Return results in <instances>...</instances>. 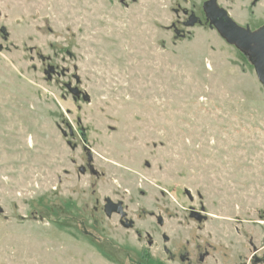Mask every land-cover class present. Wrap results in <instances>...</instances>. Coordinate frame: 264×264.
Segmentation results:
<instances>
[{"label":"rangeland","instance_id":"obj_1","mask_svg":"<svg viewBox=\"0 0 264 264\" xmlns=\"http://www.w3.org/2000/svg\"><path fill=\"white\" fill-rule=\"evenodd\" d=\"M206 1L0 0V264H264V84Z\"/></svg>","mask_w":264,"mask_h":264},{"label":"water","instance_id":"obj_2","mask_svg":"<svg viewBox=\"0 0 264 264\" xmlns=\"http://www.w3.org/2000/svg\"><path fill=\"white\" fill-rule=\"evenodd\" d=\"M217 1L218 0H207L204 3V9L211 26L215 27L220 34L228 40V42L237 45L241 49L247 50L251 54L258 79L264 84V26L254 31L251 30L250 27L242 26L230 16L227 9L219 6ZM197 22H201V19L195 14V12H192L189 19L185 22V25L194 26ZM175 31L176 35L180 34L178 29H175ZM182 34L185 35V33ZM50 70H55V68L51 66ZM70 90L73 94H79V88L77 87H71ZM83 98L89 99V96L84 94ZM81 135L84 142H86V133L81 131ZM91 156L92 154L90 152L89 157ZM81 169L85 170L84 167ZM120 204L121 203L114 204L113 208H116V210H119L122 214H124L119 207ZM108 205L107 212L111 214L112 210ZM126 225L128 226L131 224Z\"/></svg>","mask_w":264,"mask_h":264},{"label":"flooded vegetation","instance_id":"obj_3","mask_svg":"<svg viewBox=\"0 0 264 264\" xmlns=\"http://www.w3.org/2000/svg\"><path fill=\"white\" fill-rule=\"evenodd\" d=\"M184 12H185L186 15L188 14V11H187V10H185ZM191 13H192V12H191ZM191 13H190V14H191ZM190 14L188 15L187 19L184 20V22H183L184 25H185V22L189 19ZM242 26H244V27H250V29L254 31V30H257L258 28L264 26V24L261 25V26H259V27H257V28H252V27L249 26V25H242ZM172 28H173L174 31H175V29H178V30L180 31V34H179V35H176V37H184V36H185V35L182 34V33H185V30L179 28L175 23L172 25ZM175 33H176V31H175ZM242 50H243L244 53H247V54L249 55L250 60H251V62L253 63L254 69H255V71H256V68H255L254 62L252 61L251 54H250L247 50H245V49H242ZM51 71L54 72L55 70H51ZM256 74H257V71H256ZM67 87H68V89L70 90L71 87H73V86H71V84H69ZM70 91H71V90H70ZM79 95H80V90H79V94H78V95L74 94V96H76V97H78ZM81 131H83V130H81ZM81 131H80V135H81ZM81 136H82V135H81ZM82 138H83V137H82ZM86 147H87V146H86ZM88 160H89V161H92V160H93V155H92L91 157H89V154H88ZM82 167H84L85 170H82V169H81ZM79 170H80L81 173H85L87 170H90L93 174H97V172H98L93 166H85V165L80 166ZM191 199H193V198H191ZM109 203H111V204H109ZM112 203H114V204H119V203H121L119 207H120L121 211L124 212V214H122L119 210H116V208H113V207H114V204H112ZM108 204H109V205H108ZM107 205H108L109 208H111V210H112L111 214H109V213L107 212ZM126 209H127V208H126V206H125V203H124L122 200H116V201H115V200H113V199H111V198H106V202H105V204H104V210H105L106 215L110 217V216H113L114 214H116V215L119 217V223H120V225H122V226L125 227V228H133V227L135 226V221H134L133 218H131V217L128 216V213H127V210H126ZM191 216H192V218H194V220H199V221H200V220H204V219H206V217L203 216V215H202L199 211H197V210H192V211H191ZM157 221H158L159 224L162 225L163 222H164L163 216H162V215H158V217H157ZM126 224H131V225H128V226H127ZM162 238L165 240V244H164V246H163V250H164V252H165L168 256H170V255H171V251H170V249L168 248V246L166 245V243L170 240V238H169V236H168L167 234H165V233L162 234ZM256 250H257V249H256ZM256 250H255V251H256ZM209 253H210V252L207 250L206 254L203 253L202 255H200V256L198 257L199 262H203V261H205V260L207 259V257L210 256ZM180 257H181V260H184V259L189 260V257H187V256H183V255H181ZM183 258H184V259H183ZM252 260H253V262L250 260L248 264H253V263L259 261V259H254V258H252ZM153 264H164V263H163L162 261H155V262H153Z\"/></svg>","mask_w":264,"mask_h":264},{"label":"trees","instance_id":"obj_4","mask_svg":"<svg viewBox=\"0 0 264 264\" xmlns=\"http://www.w3.org/2000/svg\"><path fill=\"white\" fill-rule=\"evenodd\" d=\"M141 264H145V263H141Z\"/></svg>","mask_w":264,"mask_h":264}]
</instances>
